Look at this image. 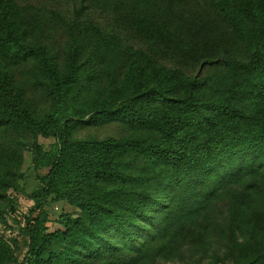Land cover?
<instances>
[{
	"label": "trees",
	"instance_id": "obj_1",
	"mask_svg": "<svg viewBox=\"0 0 264 264\" xmlns=\"http://www.w3.org/2000/svg\"><path fill=\"white\" fill-rule=\"evenodd\" d=\"M208 1L250 52L245 62L219 52L204 57L230 70L225 80L157 65L90 24L81 45L60 56L27 40L16 0H0V135L58 140L40 160L48 172L33 195L39 211L28 219V252L20 261L0 237V264H157L178 256L186 236L213 227L224 196L233 264H264V0ZM96 61L120 71L93 97L83 82ZM29 64L33 84L57 106L74 104L73 116H38L17 80ZM112 122L135 133L74 138L77 126ZM19 160V152L0 146V197L16 185ZM49 198L66 200L80 215L61 214L52 231Z\"/></svg>",
	"mask_w": 264,
	"mask_h": 264
},
{
	"label": "rangeland",
	"instance_id": "obj_2",
	"mask_svg": "<svg viewBox=\"0 0 264 264\" xmlns=\"http://www.w3.org/2000/svg\"><path fill=\"white\" fill-rule=\"evenodd\" d=\"M26 14L25 30L31 43H43L53 52L63 55L70 47L80 46L82 27L90 24L103 36L115 35L146 59L157 65L179 69L190 76H215L225 80L230 70L222 63L206 64L205 56L219 52L234 59L247 61L250 52L232 31L228 23L211 7L208 0H16ZM81 4L86 5L80 9ZM89 44L93 39L87 41ZM90 66V65H89ZM120 71L115 66H102L99 61L84 73L83 92L93 97L105 92L110 79ZM17 80L24 89L30 106L42 119L73 116L71 102L56 105L54 100L36 87L32 66L18 69ZM135 130L120 122L100 126H77V140H104L133 135ZM54 136L18 134L7 131L0 135V146L20 153L14 178L16 185L0 197V237L12 246L22 261L29 249L27 225L29 217L38 214L34 193L41 187V178L48 169L41 166L45 153L56 149ZM229 197L224 196L213 208V227L196 238L186 236L181 253L171 259H160L157 264H233L227 231ZM49 213L50 229L61 214L73 218L80 210L66 200L44 205Z\"/></svg>",
	"mask_w": 264,
	"mask_h": 264
}]
</instances>
